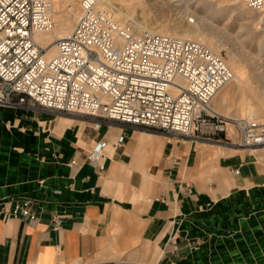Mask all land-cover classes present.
<instances>
[{
    "label": "crops",
    "instance_id": "0c3cea01",
    "mask_svg": "<svg viewBox=\"0 0 264 264\" xmlns=\"http://www.w3.org/2000/svg\"><path fill=\"white\" fill-rule=\"evenodd\" d=\"M51 117L0 108V264H264L262 248L257 262L237 254L247 225L263 221L239 213L264 192L256 154L220 158L221 180L209 181L202 143L153 132L163 146L152 154L139 129L85 121L61 134ZM94 143H104L102 172L87 162Z\"/></svg>",
    "mask_w": 264,
    "mask_h": 264
},
{
    "label": "built area",
    "instance_id": "2783aa9c",
    "mask_svg": "<svg viewBox=\"0 0 264 264\" xmlns=\"http://www.w3.org/2000/svg\"><path fill=\"white\" fill-rule=\"evenodd\" d=\"M234 1L264 16V0ZM99 2L80 1L72 33L58 40L56 56L48 58L35 35L53 26L50 0H0V108L86 118L94 131L118 122L196 142L264 147V122L213 108L234 79L220 54L190 39L139 35L100 11ZM126 138L121 135L116 147ZM105 157L92 148L87 162L102 172ZM29 205L22 212L35 220Z\"/></svg>",
    "mask_w": 264,
    "mask_h": 264
},
{
    "label": "bare ground",
    "instance_id": "6f19581e",
    "mask_svg": "<svg viewBox=\"0 0 264 264\" xmlns=\"http://www.w3.org/2000/svg\"><path fill=\"white\" fill-rule=\"evenodd\" d=\"M148 1L154 2V4H158L163 0ZM204 1L205 3L201 8L196 7L193 10H191V5L189 4L188 0H168L166 5H161L162 9L164 5L165 7L169 5L173 8H177V10L180 9L186 12L187 15L192 14L195 17L193 23H190V21H182L174 24L164 23L153 25L149 22H137V19L134 16L136 12L135 7H145L146 5L144 4L143 0H100L98 9L109 14L114 18L115 21L122 25L130 23L135 32L139 35L156 33L172 37L190 39L203 43L218 54L220 53L222 44L219 40L216 39L213 33H211L210 31L206 32L205 26L207 24L212 26V22L210 21V19L208 20V18H206L205 14L202 16L199 12L204 11L206 13L207 11L212 10L214 12V15L220 13L221 15L223 14L240 17L245 21V27L248 29V34H252L253 38H256V41L254 45H251L250 48H248L250 50L247 51L246 54H244L248 60L243 56L242 51L229 52V59L226 60V63L232 70L234 79L218 93V95L213 100L212 105L213 108L220 114L229 116L233 115L236 117L248 118L264 122V32L254 31L257 33L256 35V33L251 31L252 24L255 23L258 19H261L260 21L263 22L264 16L262 13H259L258 11H255L247 7L246 5L237 3L233 0ZM50 2V17L53 22V26L49 30L38 32L35 35L36 42L41 47L46 49L48 58L56 56L58 52V40L61 38H65L72 33L81 15V5L77 0H50ZM116 2L119 7L116 6ZM146 7L142 9L141 12H139L145 19L144 21H148V18H150V9L148 10L146 9ZM213 18L214 16L212 17V19ZM74 122V119L71 118L58 117L55 126V132H63L65 129H68L69 127L75 125ZM138 136L140 137L142 147L151 144L152 137L148 133L140 132ZM233 152H237V150L228 152L224 147L220 146H218L217 149H211L207 152H200V154L206 157L204 168H206L207 170L206 173L208 176V180L219 177V157L224 156L228 153L233 154ZM253 152L254 154H256L259 160L264 162V150H253ZM200 162H203V160ZM185 169L186 168H184V170ZM191 171L195 172L193 170ZM204 176H206V174Z\"/></svg>",
    "mask_w": 264,
    "mask_h": 264
},
{
    "label": "rangeland",
    "instance_id": "374dc122",
    "mask_svg": "<svg viewBox=\"0 0 264 264\" xmlns=\"http://www.w3.org/2000/svg\"><path fill=\"white\" fill-rule=\"evenodd\" d=\"M78 3H80V0H77ZM144 4L147 6L146 9H150L149 13H150V18H148L149 20L144 21L145 19L142 17L141 10L144 9V6H137L135 7V18L137 19V22H149L153 25H157V24H164V23H168V24H174L177 22H189L193 23L194 20V16L192 14H188L182 10H177V8H173L172 6L166 5V3L168 2V0H163L161 2H159L158 4H154V2H149L148 0H143ZM189 4L191 5V10L195 9L196 7H202V5L205 3L204 0H188ZM234 1V0H233ZM165 2V3H164ZM196 3V4H195ZM165 4L163 9L161 8V5ZM116 6L119 7L117 5L116 2ZM80 7V5H79ZM200 15H206V18H208V20L210 19V21L212 22V26L207 24L205 26L206 28V32H211L213 33V35L216 37L217 40L220 41V43L222 44L221 50H220V55L224 58V60H228L229 59V52H241L243 53V56L245 57L244 54L247 53V51H249L250 46L255 44L256 38H253V35H249L248 34V29L245 27V21L242 20L240 17L238 16H232V15H221L220 13H216L217 15H214L213 11H207L206 13L204 11L199 12ZM152 16V17H151ZM193 16V17H192ZM214 16V18L212 19V17ZM240 18V19H239ZM180 19V20H179ZM182 19V20H181ZM261 19H258L255 23L252 24V29L251 31H263L264 32V22L260 21ZM132 22V21H129ZM128 24V23H127ZM130 25V23L128 24ZM259 25V26H258ZM260 27V28H259ZM256 33V32H254ZM257 35V33H256ZM238 43V45H237ZM253 48V47H252ZM246 58V57H245ZM247 59V58H246ZM248 60V59H247ZM224 115V114H222ZM224 116H228L231 118H241V117H236L233 115H224ZM58 117H66V118H71L74 119V123H78L81 126H85L86 123V118H79V117H74L71 115H59V116H52L51 119L52 120H57ZM103 132V131H102ZM141 132H145L148 133L149 135H151L152 137V142L150 145H148L146 148H148L150 150V152H152V154H158L160 155L161 151H162V146H163V141L162 139L153 132H148L145 130H141ZM153 133V134H152ZM198 143H202V144H197L198 149L201 151H210L211 149H217L218 146L220 147H224L228 152L229 151H234L237 150V152H233V154H243L247 151L249 152H253V150H257V151H263V148H256V149H245V148H241V147H234L231 145H225V144H219V143H205V142H198ZM209 145V146H208ZM213 145V146H212ZM208 147V148H207ZM213 147V148H212ZM92 148H101V150L104 151V143H94L93 145H91L89 147L88 150H91ZM254 153V152H253ZM232 154H226L224 156H220V158L222 157H226ZM261 161V160H260ZM220 170V168H219ZM221 172V171H219ZM221 173L218 174L219 177L215 178V179H211L209 181H215V180H221L220 175ZM223 179V178H222ZM223 181L225 182V184L230 187L232 184L226 179H223ZM239 213H243L244 215H251V216H256L258 217V219H263L262 223L260 224L256 223V226H254V224H248L247 227H251L252 228V232H251V236L245 237V238H241L244 240V245H246V249L247 251L242 252L243 251V247L240 246L238 247V255L240 257V261L243 262L244 260L249 262V256H251L252 260L254 262L259 261L258 258V253L255 251L256 248H262L264 249V192H259L254 199H251V201H249V203L247 204L246 207H242V209L239 210ZM261 255L264 257V254L261 253Z\"/></svg>",
    "mask_w": 264,
    "mask_h": 264
}]
</instances>
